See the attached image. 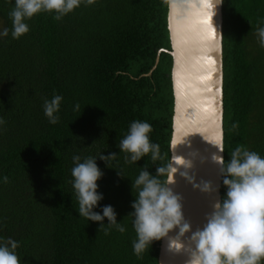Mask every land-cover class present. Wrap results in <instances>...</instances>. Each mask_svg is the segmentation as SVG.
I'll use <instances>...</instances> for the list:
<instances>
[{"label": "trees", "instance_id": "16d2710c", "mask_svg": "<svg viewBox=\"0 0 264 264\" xmlns=\"http://www.w3.org/2000/svg\"><path fill=\"white\" fill-rule=\"evenodd\" d=\"M15 0H0V243H18L21 264H160L162 239L140 257L131 207L142 168L170 170L175 97L168 28L169 0H95L61 20L41 12L13 39ZM224 161L237 147L264 158V0H223ZM60 95L59 123H49L44 100ZM79 104V110L75 105ZM134 121L150 124L159 146L136 163L117 147ZM95 142V143H94ZM97 158V192L111 205L115 226L79 217L72 187L73 156ZM118 172L121 174L119 175ZM8 178L5 183L3 178ZM168 172L158 177L166 185ZM227 189L221 187L222 202ZM221 202V203H222ZM107 225V219L104 220ZM264 264V261H261Z\"/></svg>", "mask_w": 264, "mask_h": 264}, {"label": "clouds", "instance_id": "9594fccd", "mask_svg": "<svg viewBox=\"0 0 264 264\" xmlns=\"http://www.w3.org/2000/svg\"><path fill=\"white\" fill-rule=\"evenodd\" d=\"M95 0H87L88 5ZM223 0H215V4ZM81 0H15L10 12L12 21V38L19 39L29 31L27 20L35 15L46 12L54 14L53 19L59 21L65 15L80 7ZM211 8L212 0L207 5ZM0 35L7 37L8 29ZM258 43L264 48V27L256 29ZM63 97L54 95L51 100H44L43 111L49 123H59V110ZM76 104L75 109L79 110ZM6 121L0 118V125ZM152 131L150 124L134 121L128 133L120 140L117 147L120 153H125V161L136 163L143 157L152 153L151 159L155 161L159 156V146L149 141ZM95 143V142H94ZM220 153L224 152L221 142L214 144ZM118 155L111 153L107 156L102 153L99 157H86L81 162V157L73 156L72 187L78 202L79 217L88 222L100 224V229L115 226L118 231L124 232L125 228L117 223L115 210L111 205L102 208V215L94 211L98 203L103 200V195L97 192V181L103 173L99 170L96 160L99 158L109 167L110 161ZM226 163L221 155H214L213 160L220 166V175L226 187V197L223 202L214 205L215 211L208 218V223L202 231H197L191 237L195 250L191 252L189 264H261L264 261V158L255 152L237 146ZM177 165H186L182 158H178ZM166 172L170 179L162 185L158 177ZM177 169L158 167L153 176L142 168L139 176L132 184V189L138 190V196L131 207L134 209L129 215L133 216L134 229L137 239L133 242V251L140 257L151 246L153 241L166 237L174 228H179V236L183 237L190 231L188 223L183 222L180 197L174 195L169 185L173 184ZM119 175H121L118 172ZM185 175L186 179H190ZM8 182V178H3ZM191 182V181H190ZM201 190L209 192L211 186L203 183ZM107 219L108 224H104ZM179 240V238L177 239ZM18 243L8 239L0 243V264H21L15 250ZM182 245H177L180 250Z\"/></svg>", "mask_w": 264, "mask_h": 264}, {"label": "water", "instance_id": "95a60500", "mask_svg": "<svg viewBox=\"0 0 264 264\" xmlns=\"http://www.w3.org/2000/svg\"><path fill=\"white\" fill-rule=\"evenodd\" d=\"M192 1L169 0L168 17L175 97L171 166L177 169L174 176L175 182L169 185V188L174 195L180 197L183 222L189 224L190 231L180 237L179 228H174L162 238L160 264H189L191 252L195 250V245L191 241L192 235L205 228L208 218L215 211L214 205L222 202L223 177L220 175V166L213 160V156L221 155L223 159L225 157L224 152L220 153L214 146L217 142H221L224 149L223 2L215 4V0H212L213 6L209 8L207 6L209 0H203L206 2V7L192 9L191 6L190 13L182 12L183 18L180 19L179 3L192 5ZM202 6H205L204 2ZM201 12L207 15L198 17ZM195 16L201 22L209 16L208 24L211 32L194 28ZM184 24L187 25V29L182 27ZM196 33L202 38L194 37ZM190 37L193 39L189 40ZM210 60L212 61L209 62ZM200 105L208 107L205 106V109H202ZM190 122L204 131L214 132V136L213 139L206 140L204 135L198 134L197 150L187 156L183 154L184 161L189 166L177 165L175 146L178 131H182V127L185 124H191ZM203 169L212 170L213 179L209 192L202 191L199 187L202 183L196 181V175L202 173ZM183 174L190 179H186ZM170 178L169 175L168 180ZM179 243L182 248L177 250Z\"/></svg>", "mask_w": 264, "mask_h": 264}, {"label": "bare ground", "instance_id": "6f19581e", "mask_svg": "<svg viewBox=\"0 0 264 264\" xmlns=\"http://www.w3.org/2000/svg\"><path fill=\"white\" fill-rule=\"evenodd\" d=\"M201 2L202 3L204 2L205 6H202ZM191 6H192V9H195V8L196 9H200V7H206V2L203 1V0H193L192 1V5L190 3L189 4L179 3L178 9H179V12H180V16H179L180 19L183 18V13L182 12L190 13L189 10L191 9ZM178 14L179 13H177V15ZM204 14H205V12H203V13L201 12L198 17H200L202 15L204 16ZM205 15H207V14H205ZM198 17L197 16L194 17L193 27L194 28H202L206 32H211L209 24H208V17L209 16L207 17V19H204V22H201V20L199 21ZM176 23L178 24L177 21H176ZM182 27L187 29V25L186 24L182 25ZM194 37H198L199 39L202 38L197 33H196V35ZM191 39H193V37H190L189 40H191ZM211 61L212 60H210L209 62H211ZM205 106L206 105H200V107L202 109H205ZM206 107H208V106H206ZM189 116L191 117V114H189ZM216 123H218V121H216ZM194 124L195 123L185 124V126L182 127L183 130L182 131H178V135H177V138H176V146H175L176 162H177L178 158H182L184 160L183 154H185L187 156L188 154L194 153L197 150V147L199 146V144H196V140H197L198 134L204 135L206 137L205 138L206 140L213 139L214 132H212V131L209 132L208 130L204 131L199 126H195ZM212 179H213V177H212V170L211 169L209 171L203 169L202 173H198L196 175V181L199 182V183H202V184L203 183H207L209 185H212Z\"/></svg>", "mask_w": 264, "mask_h": 264}]
</instances>
